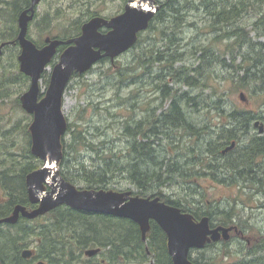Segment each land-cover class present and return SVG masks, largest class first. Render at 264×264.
<instances>
[{
    "label": "rangeland",
    "instance_id": "obj_1",
    "mask_svg": "<svg viewBox=\"0 0 264 264\" xmlns=\"http://www.w3.org/2000/svg\"><path fill=\"white\" fill-rule=\"evenodd\" d=\"M129 1L131 0H90V4L87 0H42L37 7L36 20L30 24L29 38L35 43L39 42L41 48L48 38L59 39L60 37L63 39L65 34L74 30L80 23L84 25L90 19L99 16L111 19L123 13ZM156 1L160 3L157 2V5L162 8L161 3L165 0ZM178 1L184 8L186 18L180 28L177 29L178 44H181L179 53L182 55H180L181 60L175 63L174 68H188L187 76L191 69L193 73L190 76L200 80L198 86L192 89L183 82V79L182 82L177 81L178 83H176L172 78L167 77L163 82L158 80L155 85L156 77L167 64L165 61L163 64L148 63L146 59L153 55L152 50L153 52H165L166 42L163 32L166 34L171 32L169 24L166 25L165 22L160 24L157 21L152 29H148L140 35L139 42L132 50L121 55L114 63L106 60V62L97 64L83 77L72 80L68 86L64 99V114L70 124L75 125L77 130L83 131L84 136L87 137V142L94 144L95 149L81 146L79 154H73L74 158L79 156L80 162L72 163V159L67 158L66 171H69V165L71 174H73L75 170L81 168L82 163L88 169L99 170L103 166L100 158H110L114 155L122 157L121 161L124 164L127 163L126 157L129 153L131 139L127 137L126 125L129 123L135 125V122L140 123L145 120L153 122L163 112L170 110L171 99L162 96L163 93L159 89L160 83L168 85L170 90L177 91L178 96L191 93L193 97H201L197 103L207 102L211 108L221 106L226 112H230L234 108L246 109L258 115H264V87L262 91L259 90L260 82L252 85L253 92L251 89H240L241 83L238 76L244 75V71L239 69L240 66H243V58L238 55V49L235 47L234 53H232L231 48L229 49L228 46L232 40L223 39L224 35L221 32L218 34L213 32L210 26L211 18L205 8L193 9V7L199 6L200 0ZM239 1L241 0H237L234 4ZM245 1H247V6L241 7L246 13H243L240 20V24L245 26L243 27L245 29L243 34L247 36V41L264 45V30L258 29L254 25L260 19L261 13L264 12V4L259 5L258 0ZM89 12H95L98 15L89 18ZM13 18L8 11H5L3 16L0 15V164L4 162L3 167H8V164L13 160L9 153L15 155L16 158L24 153L28 146L25 127L27 126L29 129L34 119L33 116L24 111L20 104L21 96L29 90L30 82L27 87L26 81L16 79L21 72L18 61L21 48L16 41L20 31L19 25ZM247 49L248 44L244 50ZM196 50L199 52L194 55ZM54 62V64L58 63L59 59H55ZM54 64L49 67L45 80H41V94H45L49 88ZM48 79L49 83H47ZM242 94L246 101H242ZM186 106L185 103L184 112L187 121L199 133L190 136L188 131L183 128L172 129L168 132L169 138L159 135L152 142L158 150V156H161L159 160H164L162 163L165 165L169 161L179 163L190 178L186 181L179 176L175 177L173 182L154 183L153 190L149 192L147 198L157 194V192H162L174 200H183L184 198L194 200L193 198H196L194 201L197 202L199 197H195L194 193L189 191L190 188H193L198 189L206 196L207 202L215 203L222 210L229 206V203L234 202L238 190L234 186L218 184L210 176L211 173L206 171L197 173L203 163L213 160L211 154L207 152V148L211 140L216 137L217 127L221 122V115L219 114L221 109L209 112L205 105L200 110L196 109V106L191 105L192 109H187ZM223 121L226 122V118ZM148 124L151 123L149 122L145 126L147 131L149 130ZM256 134H259L258 128H253L250 135L243 136L242 140L247 141L250 136ZM70 138V135L66 138L67 142ZM246 141H243L242 144ZM105 152H107L106 155ZM102 155L103 157H100ZM37 160L39 161V169H41L44 162L39 158ZM62 168H60V173H62ZM112 169L114 173L110 185L107 187L110 189L109 191L130 192L134 197L141 192L138 186L133 185L128 180V174L117 170L116 167ZM149 169L155 168L152 165ZM159 169L160 166L158 165ZM125 171L127 172V170ZM76 186L79 188L86 187L81 182L77 183ZM189 194L191 195L189 196ZM3 199H7V194L0 184V201ZM258 201L259 203L257 206L255 205L253 210L242 211L240 208L237 209V212L243 216V222L248 223L245 225L248 226L249 231L246 232L238 228L239 231L232 233L228 243L222 242L217 244L218 246L215 248L193 251V257L217 256L219 253L222 254L229 250L231 257L228 261H222L223 264L238 261L244 254V248L251 245L253 237L264 234V198L260 197ZM218 218L220 217L215 216L213 218V224L219 226L221 220ZM47 221L49 219L39 220L35 224H44ZM41 241L39 237L31 239L29 248L37 252L42 251ZM102 253L100 256L88 258L84 253L81 254L78 250H74V258L69 257L66 261L69 264H88L86 262L90 259L91 264H113L109 261L107 250H103ZM152 263L153 260L150 259L144 264ZM32 264H37V262ZM115 264L143 263L122 258Z\"/></svg>",
    "mask_w": 264,
    "mask_h": 264
},
{
    "label": "trees",
    "instance_id": "obj_2",
    "mask_svg": "<svg viewBox=\"0 0 264 264\" xmlns=\"http://www.w3.org/2000/svg\"><path fill=\"white\" fill-rule=\"evenodd\" d=\"M87 1L91 4L90 0ZM236 1L200 0L201 5L199 4L193 9L201 10L202 7L205 8L211 18L210 26L213 32L217 34L221 32L224 35L223 39L232 40V43L228 46L229 49L231 48L232 53H234V47L238 49V55L243 58V66H240L239 69L244 71L243 76L237 75L240 77V89H251V92H253L252 85L260 82L259 90L262 91L264 87V45L253 44L252 41L246 40L247 36L243 34L245 31L243 27L245 26L240 24V20L243 13H246L243 7L247 6V1L241 0L234 4ZM257 3L262 5L264 0H258ZM161 4L160 13L153 20L149 29H152L156 22L159 21L160 24L164 22L166 25L169 24L171 32L169 34L163 32L164 41L166 42L165 52H153L152 50L153 55L146 59L148 63L158 62L163 64L165 61L167 64L159 76L156 77L155 85L158 80L163 82L167 77L172 78L176 83H178L177 81L182 82L183 79V82L193 89L200 82L197 77L190 76L193 71L190 69L187 76L188 68H174L175 63L181 60L180 55H182L179 53L181 44H178L177 29L180 28L186 18L183 11L184 8L178 0H165ZM30 5L31 0H0V15L3 16L4 12L8 11L15 18L13 19L17 24L20 14ZM97 15L95 12L90 13L89 18ZM254 25L256 28L264 30V12L261 13L260 19ZM82 26L83 23H80L74 30L65 34L63 40L79 36L82 32ZM59 39L61 38L59 37ZM35 44L38 47L41 45L39 42ZM247 44L248 49L244 50ZM64 48L60 47L55 59H59ZM198 52L199 50H196L194 55ZM101 62H106V60ZM198 73L200 76L199 70ZM83 76L77 73L72 80ZM45 78L46 73L42 76V80H45ZM16 79L26 81L27 84L25 85L28 87L30 78L20 72ZM47 83H49V79ZM161 85L162 83L159 84V89L163 93L162 96L171 99L170 110L163 112L153 122L145 120L140 123L135 122V125L134 123L126 125L127 137L131 139L129 153L126 157L127 163L124 164L121 161L122 157L114 155L110 158H100L103 166L99 170L88 169L82 163L81 168L75 170V173L71 174L69 165V171H66L67 158H71L72 163L80 162L79 156L74 158L73 154H79L81 146L95 149L94 144L87 142V137L84 136L83 131L77 130L75 125L69 123L68 132L62 140L64 157L60 162V168L63 167L64 169L62 168L61 175L74 185L79 182L85 184L86 187L82 189L109 191L110 189L107 187L110 185V180L114 173L112 168L116 167L117 170L128 174V180L133 185L138 186L141 192L136 196L139 197H147L149 192L153 190L152 186L154 183L165 184L173 182V179L179 176L187 181L190 176L183 171L179 163L169 161L165 165L162 163L164 160H159L161 156H158V150L152 140L157 139L159 135L169 138L168 132L170 129L183 128L188 131L190 136L199 133L187 121L184 112L185 103L187 109H192L191 105L196 106L195 108L198 110L205 105L209 112L221 109L219 113L221 122L217 127L216 137L211 140L207 148V152L211 154L213 160L203 163V167L201 165L197 173L206 171L211 173L210 176L218 184L234 186L238 190V195L234 202L232 204L229 203V206L220 210L219 206L215 203L207 202L206 196L198 189L193 188H190L189 191L194 193L195 197H199L197 202L194 201L196 198H193L194 200L189 198L174 200L162 192H157V194L150 196L152 198L160 197L167 204L182 209L184 213L193 215L196 220L209 217L211 222L214 223L213 218L218 216L220 217L218 219L221 220L219 225L233 227L236 224L243 231H249L248 226L245 225L248 223L243 222V216L237 212V209L240 208L242 211L253 210L255 205L257 206L259 203V198H264V134L250 136L247 141L242 140V138L250 135L257 120L264 123V115H258L246 109L234 108L230 112H226L221 106L211 108L207 102L197 103V101L201 100V97H193L191 93L178 96V92L168 89V85ZM224 118H226V122L223 121ZM30 119L32 120V118ZM149 122L151 124H148L149 130L147 131L145 126ZM25 131L28 146L25 148L24 153L19 158L9 153L13 160L8 164V167H3L4 162L0 164V184L7 194V199L0 201V220L11 216L14 208L18 205L25 206L28 210L35 208L29 200L26 180L30 173L39 169V161L31 152L32 137L27 126ZM69 135L71 138L67 142L66 138ZM243 141L246 142L242 144ZM233 142H237L236 149L227 155H223L222 151ZM106 154L107 152H105ZM103 155L100 157H103ZM152 165L155 169H149ZM158 165L160 166L159 170ZM164 169L165 171H162ZM191 184L193 185V183ZM186 185H188V182H186ZM44 219H49V221L44 224H35L39 220ZM113 219L116 220L114 221ZM37 237L42 241L46 240L44 242L41 241L42 251L37 252V258H33L34 261L33 259L27 261L22 257V252L25 248H29L31 239ZM217 246L216 243H211L204 250ZM89 248L107 250L109 261H112L111 263L113 264L119 262L122 258L128 261L136 260L143 264L150 259L153 260L152 264H173L168 250L167 236L155 222H151L150 230L146 239H144L140 227L132 221L102 214L85 213L62 206L33 221L21 218L15 225L0 226V264H32L35 260H42L46 264H69L66 260L69 257H73L74 250H78L82 254ZM230 257L231 253L229 250L222 254L219 253L217 256L205 257L203 255L197 258L193 257L191 253V260L196 264H223L222 261H228ZM86 263L91 264L92 261L88 259ZM229 264H264V234L254 236L251 245L244 248V254L238 261Z\"/></svg>",
    "mask_w": 264,
    "mask_h": 264
},
{
    "label": "water",
    "instance_id": "obj_3",
    "mask_svg": "<svg viewBox=\"0 0 264 264\" xmlns=\"http://www.w3.org/2000/svg\"><path fill=\"white\" fill-rule=\"evenodd\" d=\"M30 8L19 16L18 42L21 54L18 58L20 71L31 79L29 90L22 95L23 109L33 116L30 126L32 154L42 160L41 169L27 176L28 196L33 210L18 205L11 216L1 219V225H15L20 218L35 220L59 207L91 214H102L131 220L141 228L145 239L151 222L157 223L168 239V250L173 264H196L190 259L192 250H202L211 242L230 241L231 228L211 229L210 218L196 220L182 209L162 202L160 198L132 196L130 192L80 189L62 177L59 164L64 157L62 140L67 134L69 122L64 114V99L68 85L76 73L90 71L98 62L110 58L113 61L130 51L138 42L139 34L148 30L150 22L160 10L156 0H131L125 11L106 19L95 17L84 24L82 35L73 40H47V45L38 48L28 38L29 26L36 16V8L42 0H31ZM106 29L107 32H102ZM69 46L53 69L50 85L41 97L40 82L48 70L60 46ZM242 101H246L241 95ZM254 126L261 135L264 123L256 121ZM233 142L223 151L227 155L234 151ZM102 252L101 248L85 252L89 258ZM36 251L26 249L22 257L32 259ZM38 264H45L38 262Z\"/></svg>",
    "mask_w": 264,
    "mask_h": 264
},
{
    "label": "flooded vegetation",
    "instance_id": "obj_4",
    "mask_svg": "<svg viewBox=\"0 0 264 264\" xmlns=\"http://www.w3.org/2000/svg\"><path fill=\"white\" fill-rule=\"evenodd\" d=\"M156 2H158V1H156ZM159 3V2H158ZM31 4H32V1H31ZM31 6V5H30ZM28 8H30V7H28ZM161 8V7H160ZM36 10H37V8H36ZM159 13H160V10H159V12H158V14H156L155 15V18L154 19H156L157 18V16L159 15ZM36 16H37V12H36ZM18 24H19V19H18ZM83 29V28H82ZM103 32H107L106 30H102ZM82 32H83V30H82ZM82 32H81V34L79 35V36H81L82 35ZM79 36H77V37H75V38H78ZM75 38H71V39H68V40H73V39H75ZM54 39H58V38H54ZM47 40H52V39H50V38H48ZM47 40L45 41V44H44V46H46L47 45ZM59 40H63V39H59ZM68 40H63V41H68ZM16 42V41H15ZM11 43V42H10ZM6 45H8L7 43H6ZM5 45V46H6ZM44 46H42L41 48H43ZM4 47V46H3ZM60 47H65L64 48V50H63V52L60 54V57H61V55L65 52V50L69 47V46H60ZM60 47L58 48V50L60 49ZM0 51H1V49H0ZM58 52V51H57ZM59 57V58H60ZM104 60H107V59H104ZM110 61L113 63L114 61H112L111 59H110ZM56 66V64H54L53 65V69H54V67ZM52 72H53V70H52ZM210 227H211V229H216V228H218V227H221V225H215V224H213L211 221H210ZM234 230L232 231V233L233 232H237L238 231V226L235 224L234 226Z\"/></svg>",
    "mask_w": 264,
    "mask_h": 264
},
{
    "label": "bare ground",
    "instance_id": "obj_5",
    "mask_svg": "<svg viewBox=\"0 0 264 264\" xmlns=\"http://www.w3.org/2000/svg\"><path fill=\"white\" fill-rule=\"evenodd\" d=\"M27 10V9H26ZM19 19V18H18ZM119 57H117V59H118ZM125 85V84H124ZM165 94V93H164ZM171 130V129H170ZM184 135V134H183ZM228 146V145H227ZM170 164V163H169ZM112 178V177H111ZM71 183V182H70ZM173 185V184H172ZM9 216V215H8ZM114 220V219H113ZM116 220V219H115ZM114 220V221H115ZM122 220V219H121ZM124 220H127V219H124ZM129 221H131V220H129ZM133 222V221H132ZM152 222H154V221H152ZM138 225V224H137ZM6 226V225H5ZM138 227H140L139 225H138ZM160 227V226H159ZM241 229V228H240ZM140 230H141V228H140ZM163 231V230H162ZM239 231V230H238ZM50 233V232H49ZM141 233H142V231H141ZM259 236H261V235H259ZM30 237V236H29ZM85 238V237H84ZM91 238V237H90ZM89 238V239H90ZM83 239V238H82ZM143 240V239H142ZM46 241V240H45ZM82 242V241H81ZM56 243V242H55ZM27 248H25V250H26ZM28 249H30V248H28ZM91 249V248H90ZM92 249H96V248H92ZM32 250H34V249H32ZM89 250V249H88ZM24 251V250H23ZM34 251H36V250H34ZM192 251H195V250H192ZM192 251H191V253H192ZM23 253V252H22ZM105 253V252H104ZM103 254V253H102ZM38 255V254H37ZM101 255V254H100ZM99 255V256H100ZM52 256H54V255H52ZM113 256V255H112ZM171 256V255H170ZM37 258V257H36ZM190 259H191V254H190ZM28 261V260H27ZM31 261V260H30ZM33 261H34V259H33ZM36 261V260H35ZM112 262V261H111ZM31 264V263H30Z\"/></svg>",
    "mask_w": 264,
    "mask_h": 264
}]
</instances>
